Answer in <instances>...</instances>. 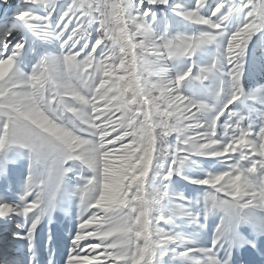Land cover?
<instances>
[{
    "label": "snow or ice",
    "instance_id": "snow-or-ice-1",
    "mask_svg": "<svg viewBox=\"0 0 264 264\" xmlns=\"http://www.w3.org/2000/svg\"><path fill=\"white\" fill-rule=\"evenodd\" d=\"M0 264H264V0H0Z\"/></svg>",
    "mask_w": 264,
    "mask_h": 264
}]
</instances>
